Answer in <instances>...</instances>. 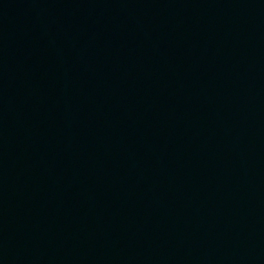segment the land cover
<instances>
[{
    "label": "water",
    "instance_id": "95a60500",
    "mask_svg": "<svg viewBox=\"0 0 264 264\" xmlns=\"http://www.w3.org/2000/svg\"><path fill=\"white\" fill-rule=\"evenodd\" d=\"M189 264H264V0H163Z\"/></svg>",
    "mask_w": 264,
    "mask_h": 264
}]
</instances>
